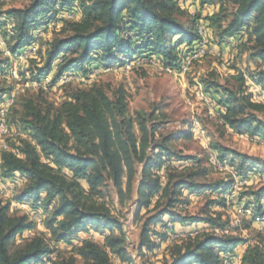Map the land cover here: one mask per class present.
<instances>
[{
    "label": "trees",
    "instance_id": "16d2710c",
    "mask_svg": "<svg viewBox=\"0 0 264 264\" xmlns=\"http://www.w3.org/2000/svg\"><path fill=\"white\" fill-rule=\"evenodd\" d=\"M216 2L219 10L206 21L218 43L239 39L238 47L250 59L264 63V0H199L201 7ZM61 12L76 18L61 19L64 34L48 40L40 62L29 59L31 66L26 70L30 79L38 81L51 76L50 86L68 75L86 78L95 68H123L137 60H154L178 70L200 40V12L191 15L179 0H28L23 7L7 9L0 1V35L6 49L14 55L34 45L36 31L45 29L46 20ZM8 21L12 28H7ZM10 66L9 56L0 57V72ZM244 73L234 76V87L216 79L202 81L214 97L223 128L264 142V101L253 100L247 92ZM247 76L264 94V64ZM71 83L63 84L65 97L58 104L49 100L50 90L40 87L17 95L10 108L9 127L24 137L9 141L1 151L0 176L14 182L21 177L25 183L7 202L0 200V264H41L53 253L51 264H136L127 250L123 227L104 200L107 181L122 196L123 179L129 191L136 174V211L155 200L142 224L137 249L157 248L150 236L154 232L167 240L166 232L152 228L156 224L165 228L167 215L170 222L201 223L207 228L180 239L186 245L173 246L170 260L163 264H226L228 256L249 240L239 234L214 233L215 229L231 230L221 213H210L213 205L224 207L225 198L208 199L196 215H182L175 207L188 203L184 190L191 195L225 193L233 178L206 181L202 180L207 174L204 168L174 167V162H197L172 146L174 140L190 138V128L159 135L161 123L155 112L128 114L123 85L109 90L96 83L85 87ZM213 150L217 162L226 163L239 179L245 180L251 172L264 173V160L258 157L219 144ZM162 168L165 177L158 173ZM246 196L251 199L253 217L264 222V185ZM12 202L45 207L53 203L44 224L48 238L44 233L33 234L12 249L16 237L36 225L26 212L11 211ZM249 227L246 224L244 229ZM90 229L108 233L102 243L91 238L71 243ZM59 243L72 248L62 253L56 248ZM240 264H264V247L247 244Z\"/></svg>",
    "mask_w": 264,
    "mask_h": 264
},
{
    "label": "rangeland",
    "instance_id": "374dc122",
    "mask_svg": "<svg viewBox=\"0 0 264 264\" xmlns=\"http://www.w3.org/2000/svg\"><path fill=\"white\" fill-rule=\"evenodd\" d=\"M0 1L3 3V9L23 7L28 4V0ZM179 4L182 9H185L191 15L200 12L201 19L198 21L197 27L201 25L204 28L207 40V53L191 62L186 71L183 72L181 67L178 70L171 69L154 60H137L133 63H127L123 68H95L83 80H80L81 76L77 74L68 75L58 80L60 82L64 81L65 78H69L66 82L57 83L51 88L45 85V90H50L48 94L49 100L54 104H58L65 97V88L63 86L65 83L72 82V87H85L96 83L109 90L123 85L127 92L128 114L134 116L137 111L145 113L155 112L161 123L158 130L159 135L190 128L191 137L174 140L172 146L183 154L193 156L199 164L196 166V161H189L185 164L174 162L173 166L177 169L184 166L204 168L207 174L202 180L229 181L233 178L234 183L227 192L220 194L191 195L184 190L183 196H186L188 203L178 205L175 207V211L182 215H196L201 212L208 199L224 197L225 206L213 205L210 208V213H221V220L229 221L230 233L239 234L249 240L246 244L240 245L236 252L238 253L243 248L245 249L247 244L259 243L264 247V222L259 217H253L254 211L252 206L249 205L251 199L246 196L247 192L264 185V173L251 172L245 180L240 179V184H238V179L234 176L232 169L226 163L217 162L215 151L213 150V145L219 144L264 160V142L253 140L247 136L239 135L228 128H223L219 119V111L214 104V97L208 92L202 81L203 79H216L218 83L224 86L234 87L236 84L234 76L238 71H243L246 77L245 86L247 87V92L252 93L253 100L264 101V94L260 91V87L255 85L247 76L249 72L261 67L264 63L250 59L248 53L238 47L239 39L226 40L222 45L218 43L214 31L210 28L206 18L219 10V3L216 2L215 4L201 7L199 0H179ZM75 18L73 13L71 15L70 12H61L57 13L52 19L46 20L45 24L47 23V26L45 29L40 28V30L36 31L35 37L38 40L32 45L36 47L35 55H30L25 61L16 60L15 54L12 55L10 52L8 54L6 44L0 35V51H3L0 57L9 56L11 61H13V70L18 73V78L15 79L11 73L12 62L9 68L3 70H7L6 73L0 72V90L9 88V92L0 93V97L3 100H7L9 96L11 97L12 92H15V102L16 96L25 90L37 89V87L30 86V82L35 80L30 79L26 71L31 66V62L28 60L32 58V61L40 62L45 50V43L55 36L64 34L62 30L65 25L61 19L73 20ZM186 19V17L183 18V20ZM12 27V22L8 21L7 28ZM24 51H27V49ZM167 67L170 70H165ZM21 72L24 73V77L20 74ZM50 77L47 76L43 81ZM79 83L81 84L78 85ZM10 88L12 89L10 90ZM155 108L158 109L155 110ZM10 132L11 136L9 138H0V145L3 142L8 146L9 141H16L18 138L24 137V134L14 127H11ZM158 173L165 177L164 168L160 169ZM137 179L138 175L136 174L129 191L126 190L123 179L122 196H119L111 186L110 181H107V185L104 188V200L112 214L120 221L126 237L127 250L132 254L136 264H163L170 260V249L173 246L180 244L185 246L187 243L170 239L171 235L181 232H200L207 227L201 223L197 225L191 223L180 225L170 222L169 216L165 215L163 220L166 222V227L163 228L162 224H156L152 228L158 232H166L168 235L167 240L162 241L154 234L156 232L151 233L150 236L158 244V247L152 251L145 249L139 251L137 247L140 230L145 218L152 213L155 200L150 207L136 211L134 202L136 199L135 185ZM0 180V200L3 202L11 199L16 189H21L25 183V180L21 177L17 178L16 182L3 180L1 176ZM82 184L87 188L84 182ZM39 204L37 203L34 206L30 203H11V211L26 212L36 222L34 229L27 230L16 237L12 249L19 246L25 238L33 234L44 233L48 238L49 235L44 224L51 213L53 203L47 207ZM17 207H26L27 209ZM30 211L34 214H31ZM246 224H250V227L244 229ZM215 231L229 232L228 230L220 231L219 229H215ZM107 233V231L95 232L94 229H90L88 232L81 233L75 239H72L71 243L77 244L85 238H91L102 243ZM114 233H117V231H114ZM56 248L62 253H68L72 246L59 243Z\"/></svg>",
    "mask_w": 264,
    "mask_h": 264
},
{
    "label": "bare ground",
    "instance_id": "6f19581e",
    "mask_svg": "<svg viewBox=\"0 0 264 264\" xmlns=\"http://www.w3.org/2000/svg\"><path fill=\"white\" fill-rule=\"evenodd\" d=\"M68 14V13H67ZM197 32L200 36V40L199 42L201 41L202 39V36L204 37V43H203V47L199 50V44L197 46V48L195 50H198L197 53H195V50L190 54L189 53V56L183 61V67H182V71H186L187 67H189V65L191 64V62H193L194 60L202 57L204 54H206V44H207V40H206V37H205V34H204V28L202 27V31H201V28L198 26L197 27ZM191 55V56H190ZM15 57H16V60H22V61H25L26 59H28V53L26 51H23L21 53H16L15 54ZM30 57V56H29ZM172 69V68H171ZM19 70V69H18ZM163 70V69H162ZM165 70H170L168 67L165 69ZM7 70L5 71H2V73H6ZM11 73H12V76L17 79L18 78V73H16V70H11ZM8 74V73H7ZM9 75V74H8ZM35 81H38V80H35ZM35 81H31L30 82V86L32 87H37V88H43L44 90L46 89V86L45 84H37V82ZM43 81V80H41ZM8 95V94H7ZM9 96V95H8ZM14 97H15V92H12V95L11 97L9 96L8 99H9V103L8 104H5L3 105V114H2V130L0 129V138L2 137H7L9 138L11 136V132H10V127H9V124H8V114H9V111H10V108L12 107L13 105V102H14ZM2 97H0V103H2L3 101H6V100H3V98L1 99ZM6 98V96H5ZM7 99V100H8ZM1 143V142H0ZM8 146L6 143H3L0 145V154H1V151L3 149H7ZM14 188V187H13Z\"/></svg>",
    "mask_w": 264,
    "mask_h": 264
},
{
    "label": "built area",
    "instance_id": "2783aa9c",
    "mask_svg": "<svg viewBox=\"0 0 264 264\" xmlns=\"http://www.w3.org/2000/svg\"><path fill=\"white\" fill-rule=\"evenodd\" d=\"M72 15V13H71ZM199 27L201 28V31H202V26L199 25ZM41 35H43L42 33H40ZM39 35V34H38ZM203 43H204V37L202 36V39L201 41L199 42V50L203 47ZM8 54H9V51L7 50ZM28 53V58L30 55H35V52H36V47L32 46V47H28L27 48V51ZM198 50H195V53H197ZM191 56V55H190ZM12 62V72H13V61ZM183 66H181V69H182ZM245 77V75H244ZM69 78H65L64 81H60V82H57V83H64L68 80ZM84 78L83 77H80V80H83ZM51 81V77L49 79H46L45 81H35L37 82V84H45L46 86L48 87H52L49 85V82ZM56 83V84H57ZM9 103V99L6 100V101H3L2 103H0V129L2 130V114H3V105L5 104H8ZM237 178V177H236ZM238 179V184H240V179ZM1 181V180H0ZM238 190V188H237ZM15 206V205H14ZM17 208H24V209H27L26 207H17ZM31 214H34L32 211H30ZM201 232H181V233H178V234H174V235H171L169 238L170 239H175V240H180V239H185V238H192L194 236H196L197 234H199ZM215 234H228L230 232H214ZM244 251V248L242 249V251L240 252H236L233 256H228L227 260H226V264H240L241 262V255ZM55 258V253L49 255L47 258L44 259L43 263L41 264H51V261Z\"/></svg>",
    "mask_w": 264,
    "mask_h": 264
},
{
    "label": "crops",
    "instance_id": "0c3cea01",
    "mask_svg": "<svg viewBox=\"0 0 264 264\" xmlns=\"http://www.w3.org/2000/svg\"><path fill=\"white\" fill-rule=\"evenodd\" d=\"M232 39H235V38H231L230 40H232ZM230 40H229V41H230Z\"/></svg>",
    "mask_w": 264,
    "mask_h": 264
}]
</instances>
